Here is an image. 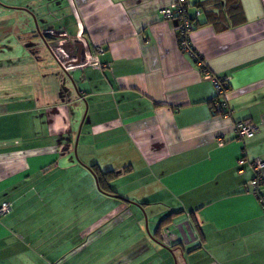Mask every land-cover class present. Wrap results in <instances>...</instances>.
<instances>
[{"label": "crops", "instance_id": "crops-1", "mask_svg": "<svg viewBox=\"0 0 264 264\" xmlns=\"http://www.w3.org/2000/svg\"><path fill=\"white\" fill-rule=\"evenodd\" d=\"M173 1L0 0V264H264V0L190 1L225 115Z\"/></svg>", "mask_w": 264, "mask_h": 264}, {"label": "built area", "instance_id": "built-area-1", "mask_svg": "<svg viewBox=\"0 0 264 264\" xmlns=\"http://www.w3.org/2000/svg\"><path fill=\"white\" fill-rule=\"evenodd\" d=\"M191 0H174L169 5L160 9V14L163 19L170 20L174 23V29L177 32L179 46L182 50L188 52L193 56L195 63L204 78L212 81L215 90V96L211 103V108H220L223 115L227 114L226 103L222 97L228 88L227 80L225 78L214 76L204 65L203 60L194 52L189 44V33L195 28V21L190 17L189 7ZM98 51L101 48L98 47ZM234 130L239 138L252 137L256 131L255 125L244 120L235 124ZM245 163L244 158L238 160V165ZM249 166L255 171V176L249 181L254 193L257 195L261 208L264 211V192H261L259 186L262 183V176L260 169L264 167V159L254 158L248 161ZM10 205L6 202L0 204V216L10 211Z\"/></svg>", "mask_w": 264, "mask_h": 264}, {"label": "trees", "instance_id": "trees-1", "mask_svg": "<svg viewBox=\"0 0 264 264\" xmlns=\"http://www.w3.org/2000/svg\"><path fill=\"white\" fill-rule=\"evenodd\" d=\"M239 8L240 7H239L238 4L232 6V10L235 11V12ZM195 27H196V22H195ZM212 101H213V98L210 101V105H211ZM213 110L217 111L218 113H221V109L220 108H216L215 107V108H213ZM223 112H226V111H223ZM91 168H92L93 173L95 174V177L97 179L99 190L100 191H103L104 193H108V194L111 193L112 191H111V189L108 186V181L110 179H112L113 177H115L116 175H118L119 172L118 171H112V170L106 171V172H102V171L98 170L96 167L95 168L94 167H91ZM172 217H173V213H170V214L164 216L163 218H161L159 220L158 224H157V231H159L166 224L170 223Z\"/></svg>", "mask_w": 264, "mask_h": 264}, {"label": "rangeland", "instance_id": "rangeland-1", "mask_svg": "<svg viewBox=\"0 0 264 264\" xmlns=\"http://www.w3.org/2000/svg\"><path fill=\"white\" fill-rule=\"evenodd\" d=\"M3 64H4V61H3V59L0 58V67L3 66ZM54 68H55V67H54ZM1 77H2V78H1ZM10 77H12V76H4V75H2V76H0V81H1L2 79H6V78H10ZM2 84L4 85L3 82L0 83V85H2Z\"/></svg>", "mask_w": 264, "mask_h": 264}, {"label": "water", "instance_id": "water-1", "mask_svg": "<svg viewBox=\"0 0 264 264\" xmlns=\"http://www.w3.org/2000/svg\"><path fill=\"white\" fill-rule=\"evenodd\" d=\"M35 12H38V10L35 9Z\"/></svg>", "mask_w": 264, "mask_h": 264}]
</instances>
